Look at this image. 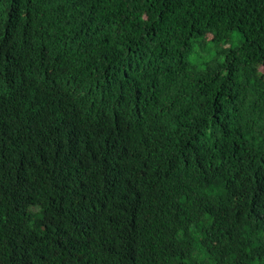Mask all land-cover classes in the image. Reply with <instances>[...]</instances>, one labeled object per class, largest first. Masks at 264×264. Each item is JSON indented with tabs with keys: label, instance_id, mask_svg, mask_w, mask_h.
I'll use <instances>...</instances> for the list:
<instances>
[{
	"label": "trees",
	"instance_id": "16d2710c",
	"mask_svg": "<svg viewBox=\"0 0 264 264\" xmlns=\"http://www.w3.org/2000/svg\"><path fill=\"white\" fill-rule=\"evenodd\" d=\"M19 53L0 264H264V0H0Z\"/></svg>",
	"mask_w": 264,
	"mask_h": 264
},
{
	"label": "clouds",
	"instance_id": "9594fccd",
	"mask_svg": "<svg viewBox=\"0 0 264 264\" xmlns=\"http://www.w3.org/2000/svg\"><path fill=\"white\" fill-rule=\"evenodd\" d=\"M20 53L18 54V57L16 60H13V66L11 61L5 63L3 62L2 67L0 69V85L1 87L7 88L8 86L13 85V76H14V62L18 61ZM47 78L44 77V79ZM51 81L53 85H55L54 79L48 78L45 79L44 81ZM68 81H71L70 77ZM124 88V93L132 95L135 99L141 95L140 93H136V90L130 89L127 86H120L119 88H116L114 92H112L111 96H113L116 93H120V88ZM119 94L113 97L115 99ZM110 96V97H111ZM73 112L77 115V117L82 118L85 111H82V108L79 106L73 107ZM103 118L105 121L102 124V127L100 130L95 133L96 135H93V139L97 142H106V141H111L112 138H116L121 136L126 129L129 128V123L127 122L129 118L125 117L123 113L120 112H108V114H103ZM130 122V121H129ZM257 158H253L252 163H254Z\"/></svg>",
	"mask_w": 264,
	"mask_h": 264
}]
</instances>
